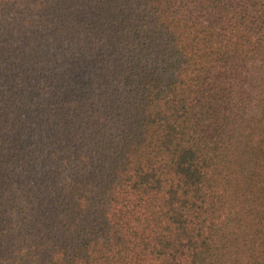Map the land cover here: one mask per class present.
I'll list each match as a JSON object with an SVG mask.
<instances>
[{"label": "trees", "instance_id": "16d2710c", "mask_svg": "<svg viewBox=\"0 0 264 264\" xmlns=\"http://www.w3.org/2000/svg\"><path fill=\"white\" fill-rule=\"evenodd\" d=\"M0 264H264V0H0Z\"/></svg>", "mask_w": 264, "mask_h": 264}]
</instances>
